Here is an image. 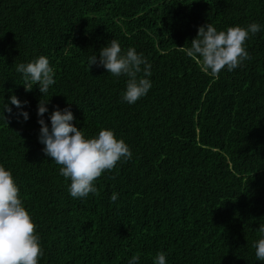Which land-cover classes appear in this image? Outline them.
Segmentation results:
<instances>
[{"label":"trees","instance_id":"obj_1","mask_svg":"<svg viewBox=\"0 0 264 264\" xmlns=\"http://www.w3.org/2000/svg\"><path fill=\"white\" fill-rule=\"evenodd\" d=\"M207 23L225 32L259 24L245 42L252 58L205 71L177 47ZM112 39L152 66V87L134 104L122 99L127 76L90 68ZM40 56L56 81L43 96L38 85L26 92L16 71ZM12 95L27 105L17 109ZM41 96L49 128L52 111L68 107L85 138L107 129L129 146L131 159L93 182L98 194L71 197L70 178L44 155ZM3 104L12 113L6 121L0 112V165L37 226L38 264H128L134 255L154 264L159 252L166 264H264L254 247L264 238V0H0Z\"/></svg>","mask_w":264,"mask_h":264},{"label":"clouds","instance_id":"obj_2","mask_svg":"<svg viewBox=\"0 0 264 264\" xmlns=\"http://www.w3.org/2000/svg\"><path fill=\"white\" fill-rule=\"evenodd\" d=\"M261 30V26L252 23L247 27H229L227 31H217L207 23L198 28L196 38L190 42V47H177L185 51L189 57L202 58L205 71L210 70L213 76H217L222 69L232 71L242 66L243 61L252 57L246 51L245 42ZM97 54L89 57L90 68L93 65L102 66L108 73L119 77H128L126 91L122 99L129 104H134L145 96L152 83L150 77L151 64L142 53H137L135 48H128L122 52L120 43L116 39L108 42ZM143 65V68H141ZM16 71L23 74L24 88L26 92L38 85L39 92L47 94L49 86L55 84L54 69L50 67L49 59L40 56L27 64L16 66ZM143 73L138 78V74ZM37 104L38 124L40 132L38 140L44 145L42 149L45 156L50 157L60 167V175L70 178L69 192L73 198H84L92 194H98L94 181L106 170H112L117 162L131 159L132 152L123 139H117L112 130L102 129L98 136L85 138L83 130L73 126L74 116L70 108L60 109L59 106L52 111L49 119L51 128L43 119L48 111V102L42 100ZM10 103L17 109L27 105L15 96L10 97ZM70 105V104H69ZM3 118L7 121L5 112L11 114L12 109L7 104L0 108ZM24 121L29 119L28 112L21 111L18 114ZM19 188L14 182L10 171L0 165V264H38V259L43 255L40 237L36 233V224L33 223L29 212L26 211L19 198ZM118 199V194L113 193L111 202ZM258 231L264 233V224ZM256 259L264 261V238L254 244ZM139 255H134L128 264H139ZM154 264H166V254L159 252Z\"/></svg>","mask_w":264,"mask_h":264}]
</instances>
